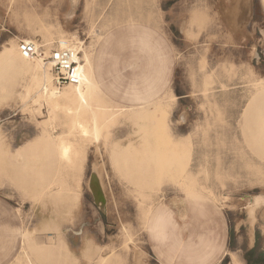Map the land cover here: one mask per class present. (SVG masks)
<instances>
[{
	"label": "rangeland",
	"instance_id": "rangeland-1",
	"mask_svg": "<svg viewBox=\"0 0 264 264\" xmlns=\"http://www.w3.org/2000/svg\"><path fill=\"white\" fill-rule=\"evenodd\" d=\"M0 29V51L23 37L80 39L119 110L67 166L53 135L79 133L26 91L33 72L16 56L0 62V264H154L160 213L191 233L222 227L214 264L255 258L245 247L264 226V0H0Z\"/></svg>",
	"mask_w": 264,
	"mask_h": 264
},
{
	"label": "bare ground",
	"instance_id": "bare-ground-1",
	"mask_svg": "<svg viewBox=\"0 0 264 264\" xmlns=\"http://www.w3.org/2000/svg\"><path fill=\"white\" fill-rule=\"evenodd\" d=\"M239 7L240 6H238V5L233 6V11H230V13L227 14V17L229 18L231 23H235V21L237 20V16L239 13ZM33 19L35 20V18H33ZM148 20H150V19H147V21ZM37 21L39 22L40 25H42V22L40 20H37ZM148 22L151 23L150 21H148ZM42 27H43V25H42ZM51 32L55 33V34L57 33L56 31H51ZM58 33H60V32H58ZM72 37L74 39H77L75 35H73ZM24 40L31 41L37 46L45 45V44L39 45L34 39L24 38ZM56 40H58L60 42H66V43L70 44L72 47L79 49V51H80L79 55H78V69H79V76H80L79 83L67 85V86H64L62 88L55 87L53 85L52 74L50 71L49 64H44L39 59L31 60V59L24 58L19 53L18 48L15 46V44L13 42L9 46H6L4 49H2L0 51V62H5V64H6V61H9L12 56H16L20 60V62H22L25 65V68L27 71L33 72L32 77L30 79V84H28L26 87V91L28 92L29 89H36V95L38 97L44 98V100L46 101L45 103L48 105V108L51 111H54V112L60 111L61 113H63L62 116L66 117V119L69 122V125L72 128V130L74 129L75 131H77L79 133V141L77 143H73L70 139H68V137H67L68 135L66 136V134H65V136L67 138L63 137L64 135H62V136H60L59 134L53 135V139L56 143V144H54V145H56V148H55L56 152H54L53 154L58 158V160L60 162L66 164L67 166L73 167L77 163L79 149L81 148L80 145L83 144L82 142L87 141L89 138H92V139L98 141L99 136H100L101 131H102L101 129H103L102 126L104 125L105 121L108 119H111V118L115 117L117 114H119V110H117L118 108L116 109L114 105L109 104L108 101L103 99L105 97H103L104 95H103L102 91L100 90L99 85H98V83L94 77L93 53H92L91 49H89L90 46L85 47V48L82 47L84 45L80 39L79 40L78 39L73 40L71 38L69 39V38L62 37L59 39L57 38ZM33 61H36V63H33ZM26 70H24V71H26ZM60 89H62V90H60ZM22 91H24V89H22ZM34 93H35V91H34ZM41 100H43V99H41ZM132 108H134V107H132ZM249 108H247V109H249ZM120 110H121V108H120ZM246 111L247 110H245V112ZM147 112L148 111L141 112L140 115L138 116V120L145 121L146 118L148 117ZM50 114H51V112H50ZM49 120H52V118H49ZM47 122H48V120H47ZM47 122H45V123H47ZM72 130H71V132H72ZM68 133L70 136L71 133L70 132H68ZM32 143L34 144L33 141H32ZM28 144H31V142ZM28 144H26V145H28ZM26 147H28V146H26ZM144 148H146V145H144ZM24 149L22 148L20 150L25 151ZM52 150L54 151L53 148H52ZM27 151H29V150H27ZM35 160H36V158H35ZM99 168L100 167L97 166V163L92 164V168H91V171L89 174V183H88V186H89L91 192L94 194L95 197H97L96 201H97L98 205L101 203L100 195H103V182L101 180V174H100ZM260 173H262V172H260ZM257 200H258V198L255 197L254 199L250 200L246 204V208L248 209L247 212L251 216H253L254 205L257 202ZM102 202H104V201L102 200ZM101 204L103 206L104 203H101ZM251 238H253V237H251ZM252 242H253V240H252ZM137 253H139V251H137ZM235 261L238 264L237 260H235ZM29 264H32V262H30V260H29Z\"/></svg>",
	"mask_w": 264,
	"mask_h": 264
},
{
	"label": "crops",
	"instance_id": "crops-1",
	"mask_svg": "<svg viewBox=\"0 0 264 264\" xmlns=\"http://www.w3.org/2000/svg\"><path fill=\"white\" fill-rule=\"evenodd\" d=\"M1 37L2 31L0 29V39ZM21 39H24V37ZM156 51L157 53H161L157 47ZM93 72L99 85L97 76L99 68L94 56ZM100 197L101 202L103 200V203H105L103 195H100ZM98 207L104 210L103 207L99 205ZM162 217V213L157 215L153 226H151L153 232L147 236L148 252L154 264H214L221 260V257L216 260V254L224 241L225 232L222 227L206 224L209 228L208 231L196 230L191 233L175 226L174 221H172L173 224L170 226L161 224ZM198 226L201 225L198 224ZM239 226H242V224ZM189 233L192 235L188 236ZM241 240H243V237H241ZM246 243L245 250L246 252L249 251L247 255L251 252L254 253L255 250V258L250 260L244 256L242 260L244 264H264V226L262 225L261 228L259 226L254 227L253 225L251 235L248 234V237H246ZM256 244H259V246ZM224 254L228 255L225 251L223 252ZM237 262L238 264H242L239 259Z\"/></svg>",
	"mask_w": 264,
	"mask_h": 264
},
{
	"label": "built area",
	"instance_id": "built-area-1",
	"mask_svg": "<svg viewBox=\"0 0 264 264\" xmlns=\"http://www.w3.org/2000/svg\"><path fill=\"white\" fill-rule=\"evenodd\" d=\"M17 48L24 58L39 59L42 63L49 64L55 87L62 88L79 83V49L58 40L37 46L33 42L24 39H19Z\"/></svg>",
	"mask_w": 264,
	"mask_h": 264
}]
</instances>
